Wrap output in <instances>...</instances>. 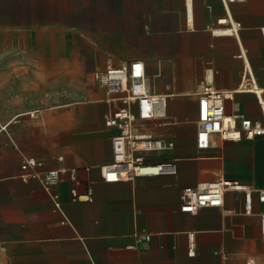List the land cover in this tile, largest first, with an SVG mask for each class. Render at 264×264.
<instances>
[{"label": "crops", "instance_id": "0c3cea01", "mask_svg": "<svg viewBox=\"0 0 264 264\" xmlns=\"http://www.w3.org/2000/svg\"><path fill=\"white\" fill-rule=\"evenodd\" d=\"M110 2L111 8L126 4L129 24L100 25L104 67L95 71L144 63L149 90L168 98V120L154 132L174 147L141 155L176 160L178 172L106 182L101 169L114 160L118 130L105 119L116 104L103 89L98 103L59 108L56 96L44 97L58 85L56 43L48 55L41 37L23 45L14 39L11 46L21 52L4 55L0 64V264H264V135L233 141L215 134L209 148L196 145L206 85L230 95L228 116L264 124V0ZM75 43L69 61L89 63V45ZM26 158L39 165L23 170ZM50 170L61 172L52 188L59 208L40 181ZM219 178L253 190L250 213L243 192L233 190L220 207L181 211L183 188Z\"/></svg>", "mask_w": 264, "mask_h": 264}, {"label": "built area", "instance_id": "2783aa9c", "mask_svg": "<svg viewBox=\"0 0 264 264\" xmlns=\"http://www.w3.org/2000/svg\"><path fill=\"white\" fill-rule=\"evenodd\" d=\"M93 78L105 90L107 102L116 104L110 109L105 125L116 128L118 133L112 139L114 160L102 167L106 182L131 181L139 176L176 175V160L156 162L146 160L142 153L162 151L174 147V143L158 136L154 130L168 120V98L152 93L147 86L145 65L141 60L125 62L118 67L107 66L94 72ZM230 95L204 86L199 94L196 145L207 149L211 138L219 134L224 140H240L242 136L252 139L264 135V124L242 115L228 116L225 100ZM39 165L33 158H26L22 169L28 170ZM61 178L60 170H50L41 175L40 181L59 208L58 197L52 188ZM228 190L243 192L245 211H252V192L238 180L219 178L198 187H185L180 194L182 212L196 214L200 209L220 207ZM259 200L264 201V192L259 191ZM264 226V216L262 217ZM138 240H150V236L138 235ZM194 251L190 236L189 253ZM251 264V263H247Z\"/></svg>", "mask_w": 264, "mask_h": 264}, {"label": "rangeland", "instance_id": "374dc122", "mask_svg": "<svg viewBox=\"0 0 264 264\" xmlns=\"http://www.w3.org/2000/svg\"><path fill=\"white\" fill-rule=\"evenodd\" d=\"M49 1L31 0L33 3L31 4L29 0H0V64L4 63V55L21 52L18 47L11 46L14 39L17 44L23 45L26 41L32 42L35 36L37 39L41 37L43 53L48 55L52 50L51 42L54 40L56 48L53 50L58 49V85L53 87L52 92L44 94V97L49 98L53 94L55 99L56 96L59 108L71 104L77 109L98 103L101 99L98 96L99 92L103 93L105 98L103 88L93 78L94 71L104 67L100 66V59L105 49L97 44L100 35L103 36L99 27L106 21L112 23L114 27L118 26L117 28L125 27L127 23L129 24L128 15L125 16L124 12L127 6L122 4L123 7L117 5L116 8H111L108 6L112 4L111 0H89L97 2L95 5L91 3V6L85 1L80 5L82 0L80 3L78 0H58L57 6ZM140 5L145 3L140 0ZM110 8L112 13L108 12ZM10 16L14 17L11 21ZM144 18L145 14H140V27H143ZM75 42L82 44L86 42L89 45V63L76 66L72 65V60L69 61L73 59L77 47ZM22 48L24 49V46ZM23 49L22 51H27ZM45 63L47 66L50 65V62ZM67 72L69 75H66Z\"/></svg>", "mask_w": 264, "mask_h": 264}, {"label": "bare ground", "instance_id": "6f19581e", "mask_svg": "<svg viewBox=\"0 0 264 264\" xmlns=\"http://www.w3.org/2000/svg\"><path fill=\"white\" fill-rule=\"evenodd\" d=\"M191 24V23H190ZM219 31V30H218ZM226 31V30H225ZM225 35H228V34H225Z\"/></svg>", "mask_w": 264, "mask_h": 264}]
</instances>
